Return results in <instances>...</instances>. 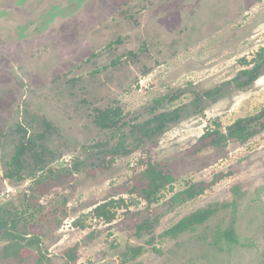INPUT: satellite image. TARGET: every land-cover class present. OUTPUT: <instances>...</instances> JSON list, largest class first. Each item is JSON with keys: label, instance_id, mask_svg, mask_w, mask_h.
<instances>
[{"label": "rangeland", "instance_id": "obj_1", "mask_svg": "<svg viewBox=\"0 0 264 264\" xmlns=\"http://www.w3.org/2000/svg\"><path fill=\"white\" fill-rule=\"evenodd\" d=\"M261 48L264 0H0V208L24 214L17 231L39 238L46 255L38 261L37 247H25L0 264H70V250L72 264H264V131L224 149L200 141L264 109V76L198 112L192 106L250 68ZM181 106L184 117L155 140L127 156L105 154L119 133L99 129L95 109L120 107L125 122L141 123L152 108ZM45 120L56 131H45ZM22 130L44 134L43 163L34 170L25 155L22 180H9ZM149 163L174 178L150 205L141 196ZM191 184L204 193L171 202ZM110 201L115 216L106 222L94 209ZM207 208L218 210L204 224L162 236ZM144 220L152 229L137 237ZM228 229L239 244L215 243ZM140 246L132 260L130 248Z\"/></svg>", "mask_w": 264, "mask_h": 264}, {"label": "trees", "instance_id": "obj_2", "mask_svg": "<svg viewBox=\"0 0 264 264\" xmlns=\"http://www.w3.org/2000/svg\"><path fill=\"white\" fill-rule=\"evenodd\" d=\"M130 55L132 53H129ZM264 76V48L259 49L255 57L250 62V68L243 69L238 74L225 83L207 90L200 95H196L192 101V106L196 112L201 110V104L207 100L216 102L223 97L227 90L233 87L236 90H244L250 87L259 77ZM177 97H164L161 100L155 101L154 106L158 107L163 102H172ZM154 108L150 110L151 117L141 123H127L124 121V114L120 107H113L107 109H95L93 122L102 130H112L117 132L118 140L113 146L105 147V154L115 158L118 156H127L133 150L139 148L147 142H151L163 134L165 129L174 123L179 122L183 117L186 107L181 106L170 111H163L155 113ZM45 131L54 132L56 129L48 121L43 122ZM125 127L128 128L125 131ZM21 129V128H20ZM23 131L24 140L20 141L14 149L10 161L7 163V168L4 177L9 180L21 181L23 178V171L25 169L24 156L29 155L34 162V170L40 168L43 163L42 154L46 151V147L42 144L44 141V134L35 136L27 135ZM264 131V109L257 114L245 118H240L234 121L231 125L225 128L222 132L219 129L207 131L201 136L200 141L208 140L207 147L216 149H224L230 141H235L244 144L254 136ZM129 139V140H128ZM146 181V186L141 190V196L150 205L159 200L160 193L168 186L174 183L173 176L167 171L158 169L150 163L147 165L143 173ZM205 191L202 184H191L181 192L176 193L172 198V203H183L191 201ZM232 192L237 195L238 188L234 187ZM234 204V203H231ZM112 201L97 206L94 213L98 218L104 219L106 222H111L114 219V213L110 209L114 208ZM218 208L199 209L189 214L188 216L179 220L175 225L164 231L163 237L170 239L177 238L180 234L188 232L200 226L211 219L216 214ZM24 221V214L18 212H11L5 208H0V240L7 241V244L0 251V260L8 258H18L21 250L25 247H37L39 253V260H45L46 255L42 251L41 240L35 236L26 237L17 231L18 225ZM150 220H144L136 226V236L140 237L143 232H150L152 229ZM220 239L226 240L228 244H239V240L231 229L218 233L215 243ZM147 244H152L149 240ZM132 260L137 259L143 254L145 249L143 247H132ZM73 250L67 252L64 258L68 263L72 264L76 260Z\"/></svg>", "mask_w": 264, "mask_h": 264}]
</instances>
